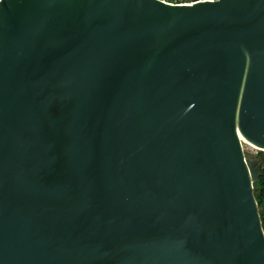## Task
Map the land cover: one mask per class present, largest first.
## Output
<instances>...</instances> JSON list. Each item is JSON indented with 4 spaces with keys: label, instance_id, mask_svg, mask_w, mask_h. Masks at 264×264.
Wrapping results in <instances>:
<instances>
[{
    "label": "water",
    "instance_id": "obj_1",
    "mask_svg": "<svg viewBox=\"0 0 264 264\" xmlns=\"http://www.w3.org/2000/svg\"><path fill=\"white\" fill-rule=\"evenodd\" d=\"M264 0H0V264H264Z\"/></svg>",
    "mask_w": 264,
    "mask_h": 264
},
{
    "label": "trees",
    "instance_id": "obj_2",
    "mask_svg": "<svg viewBox=\"0 0 264 264\" xmlns=\"http://www.w3.org/2000/svg\"><path fill=\"white\" fill-rule=\"evenodd\" d=\"M264 155V153H261ZM258 169L260 172L257 186L255 188V196L258 202V206L260 209V215L262 216V224L264 228V158L260 161L258 165Z\"/></svg>",
    "mask_w": 264,
    "mask_h": 264
},
{
    "label": "rangeland",
    "instance_id": "obj_3",
    "mask_svg": "<svg viewBox=\"0 0 264 264\" xmlns=\"http://www.w3.org/2000/svg\"><path fill=\"white\" fill-rule=\"evenodd\" d=\"M243 147H244L246 157H248L247 159L250 161H256L257 168H258L260 161L264 158V155L261 154V153H264V150L251 147L250 145L245 144V143H243Z\"/></svg>",
    "mask_w": 264,
    "mask_h": 264
},
{
    "label": "built area",
    "instance_id": "obj_4",
    "mask_svg": "<svg viewBox=\"0 0 264 264\" xmlns=\"http://www.w3.org/2000/svg\"><path fill=\"white\" fill-rule=\"evenodd\" d=\"M158 1L173 6H191L198 3L216 2L220 0H158Z\"/></svg>",
    "mask_w": 264,
    "mask_h": 264
},
{
    "label": "bare ground",
    "instance_id": "obj_5",
    "mask_svg": "<svg viewBox=\"0 0 264 264\" xmlns=\"http://www.w3.org/2000/svg\"><path fill=\"white\" fill-rule=\"evenodd\" d=\"M240 139L242 140L243 143L250 145L251 147H255L260 149L259 147H257L255 144L251 143L249 140H247L246 138H244L241 134H240ZM242 143V144H243Z\"/></svg>",
    "mask_w": 264,
    "mask_h": 264
}]
</instances>
